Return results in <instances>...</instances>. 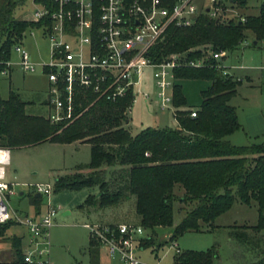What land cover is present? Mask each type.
Returning <instances> with one entry per match:
<instances>
[{"label":"trees","instance_id":"1","mask_svg":"<svg viewBox=\"0 0 264 264\" xmlns=\"http://www.w3.org/2000/svg\"><path fill=\"white\" fill-rule=\"evenodd\" d=\"M162 1L168 8L176 2ZM247 1L239 0L238 5L244 8ZM17 5L16 0H0V73L12 46L22 42L28 29L39 28L37 23L15 18ZM247 32L253 35V47L264 40V4L260 5L258 15L228 22L211 19L205 11H199L189 27L170 26L165 40L150 51L153 63L172 54H183L185 63L204 64L174 71L175 109L187 105L182 81L208 82L196 108L176 111V129L147 128L132 136L124 116L126 100L116 104L97 101L92 105V99L83 100L76 109L80 115L72 122L51 124L46 117L27 115L26 103L11 92L7 100L0 98V148L11 150L45 142L88 144L90 163L76 168L87 170V174L57 178L54 193L97 187L99 195L88 196L84 206L99 210L119 206L134 197L139 226L151 232L172 226L173 203L179 200L192 208L174 227V240L184 233L201 231L202 225L212 226L235 202L245 206L255 203L257 224L233 227L230 238L249 247L248 253L254 259L250 264H264V141L235 147L226 140L240 129L236 109L230 104L240 81L223 76L216 69V62L203 51L231 53L243 43ZM176 186L182 191L181 196L175 194ZM32 202L39 207L40 198L33 197ZM10 227L0 225V240ZM146 242H151L150 237ZM11 245L14 260L0 264H26L20 238L13 236ZM89 246L90 264H100L92 251L96 245L90 240ZM217 261L215 246L206 251H180L173 258V264Z\"/></svg>","mask_w":264,"mask_h":264},{"label":"rangeland","instance_id":"2","mask_svg":"<svg viewBox=\"0 0 264 264\" xmlns=\"http://www.w3.org/2000/svg\"><path fill=\"white\" fill-rule=\"evenodd\" d=\"M18 5L14 16L16 19L32 21L37 6L34 0H16ZM196 3H206L207 0H196ZM264 0H249L244 9L239 5L233 12H226L220 16V21L238 20L245 16H256ZM253 35L246 33V39L228 57L223 64L236 80H241L237 93L230 104L236 109L240 129L228 136L226 140L235 147H247L264 141V40L256 47L252 46ZM22 46L31 60L36 64H45L49 61V42L42 36L40 29H28L24 33ZM19 57L11 49L9 55L10 71L0 75V98L7 100L12 92L26 103L27 115L47 117L50 113L46 103L48 81L40 67L34 73H22L18 70ZM240 68V70H238ZM141 91L153 96L155 92L152 71L145 69L142 76ZM183 94L187 105L161 111L155 103L150 104L141 96L136 98L129 115L127 129L132 136H136L147 128H177L174 114L186 107L196 108L201 102L200 93L208 86L206 81H182ZM91 150L87 145H58L45 142L24 148L9 150L8 180L24 187L18 190L23 192L20 199L10 198V205L19 214H25L30 208L33 193L30 186L48 185L53 189L49 197L44 196L41 214L46 212V204L59 207L52 219L49 230L48 264H90L89 231L83 228L84 224H128L139 226V217L135 212V200L131 197L119 206L105 209H93L84 206L88 196L97 197V187L86 188L80 191H61L54 193V182L65 175L78 173L87 174V170L77 171L78 166L85 167L90 163ZM175 194L182 195L178 186ZM82 206V208H80ZM192 208L179 200L173 203V222L171 227L156 228L154 232L144 230L138 249L134 256L138 264H173L176 254L171 245L174 227L184 218L185 213ZM257 206H249L235 202L230 210L219 216L211 225H202L199 232H187L174 240L179 251H206L216 247L218 252L217 264H250L254 261L248 253V246H241L230 238L233 227H252L257 224ZM23 228L10 227L4 238L0 240L1 260L11 262V238L15 235L23 240ZM150 237L151 242L147 244ZM24 249V248H23ZM92 251L98 255L100 264H120L118 260L107 255L104 248L94 246Z\"/></svg>","mask_w":264,"mask_h":264},{"label":"built area","instance_id":"3","mask_svg":"<svg viewBox=\"0 0 264 264\" xmlns=\"http://www.w3.org/2000/svg\"><path fill=\"white\" fill-rule=\"evenodd\" d=\"M37 9L32 22L39 24L42 36L49 42V61L34 63L21 43L12 46L19 57L18 70L34 73L40 67L48 81L46 117L51 124L72 122L80 113L83 100L116 104L126 100L124 116L141 96L159 110L174 109V71L184 66L199 68L201 61L185 63L183 54H172L153 63L150 51L165 40L170 26L189 27L199 11L211 19H219L233 12L239 0H176L171 8L162 0H34ZM216 62V69L231 77L223 64L227 51L203 50ZM6 75L11 69L4 62ZM145 69L152 71L155 92L151 97L141 91ZM89 105V106H90ZM195 112L191 113L194 118ZM128 123V120H127ZM147 156V155H146ZM9 150L0 148V225L23 228L28 236L21 248L26 264H48L49 230L59 207L46 204V212L34 216L21 215L10 205V198L21 197L20 185L8 180ZM33 197H49L53 189L48 185H32ZM89 239L104 248L107 255L120 264H138L134 256L144 234L136 225L85 224ZM171 245L179 253L177 245Z\"/></svg>","mask_w":264,"mask_h":264},{"label":"crops","instance_id":"4","mask_svg":"<svg viewBox=\"0 0 264 264\" xmlns=\"http://www.w3.org/2000/svg\"><path fill=\"white\" fill-rule=\"evenodd\" d=\"M248 2H249V0L247 1V4H246V6L244 7V9L247 7V5H248ZM21 44H22V42H21ZM234 52V51H233ZM233 52H231V53H228V55L230 56ZM228 55H227V57H228ZM238 70H240V68L238 69ZM238 81H240V83H241V80H239L238 79ZM46 105H47V92H46V103H45ZM37 116H39V115H37ZM77 144H79V143H73V144H69V145H77ZM81 145H87V146H89L88 144H81ZM20 195H21V197L23 196V192L21 191L20 192ZM36 197V196H35ZM36 198H40V197H36ZM20 199V198H19ZM42 201H43V199L42 198H40V205H39V207H36L35 206V204L31 201V206H30V208H28L27 210H26V212H25V215H29V216H34V215H36V214H38V213H40L41 212V206H42ZM85 225V224H84ZM84 225H83V228H84ZM101 225V224H100ZM104 225H117V224H104ZM25 231V230H24ZM15 236V235H14ZM15 237H17V236H15ZM24 241H25V243H24V246H23V240H21L20 239V242H21V248H25L26 247V244H27V240H28V236H27V233H26V231H25V234H24ZM19 238V237H18ZM11 250H12V252H13V249L11 248ZM1 252H0V262L1 263H10V262H3L2 260H1ZM14 260V257H12V260H11V262Z\"/></svg>","mask_w":264,"mask_h":264},{"label":"water","instance_id":"5","mask_svg":"<svg viewBox=\"0 0 264 264\" xmlns=\"http://www.w3.org/2000/svg\"><path fill=\"white\" fill-rule=\"evenodd\" d=\"M36 197H39V195H36Z\"/></svg>","mask_w":264,"mask_h":264}]
</instances>
